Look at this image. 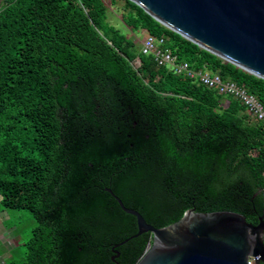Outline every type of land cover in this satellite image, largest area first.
Here are the masks:
<instances>
[{"label":"trees","instance_id":"16d2710c","mask_svg":"<svg viewBox=\"0 0 264 264\" xmlns=\"http://www.w3.org/2000/svg\"><path fill=\"white\" fill-rule=\"evenodd\" d=\"M101 2L0 0V210L34 222L4 264H133L150 233L113 246L136 226L105 187L155 227L189 207L262 213L261 124L234 97L141 53ZM120 9L174 62L234 81L264 107V79L129 0Z\"/></svg>","mask_w":264,"mask_h":264},{"label":"water","instance_id":"95a60500","mask_svg":"<svg viewBox=\"0 0 264 264\" xmlns=\"http://www.w3.org/2000/svg\"><path fill=\"white\" fill-rule=\"evenodd\" d=\"M129 1L198 47L264 79V0ZM104 190L135 219V232L114 247L150 233L133 264H264V201L258 216L189 207L175 221L155 227L125 207L108 187Z\"/></svg>","mask_w":264,"mask_h":264},{"label":"built area","instance_id":"2783aa9c","mask_svg":"<svg viewBox=\"0 0 264 264\" xmlns=\"http://www.w3.org/2000/svg\"><path fill=\"white\" fill-rule=\"evenodd\" d=\"M160 42V38L146 35L140 40L139 50L143 54H151L157 65H167L174 73L185 74L218 94L234 97L243 105L245 112L258 121L264 129V107L253 94L234 81L222 79L216 73H210L207 70H193L186 61L174 62V55L168 49L160 48Z\"/></svg>","mask_w":264,"mask_h":264},{"label":"rangeland","instance_id":"374dc122","mask_svg":"<svg viewBox=\"0 0 264 264\" xmlns=\"http://www.w3.org/2000/svg\"><path fill=\"white\" fill-rule=\"evenodd\" d=\"M121 5L122 0H102L101 7L105 10V21L118 29L126 37L132 40L135 37V42L137 45H139L140 40L147 34L143 30L141 32H139L140 30H130L123 24L120 18ZM4 213L8 215V218L4 220V226H12V229L14 231L12 238L14 239V241H18L16 242V245L19 242L21 244L28 238L29 230L34 225L29 212L25 209H6ZM22 251V245H19L14 250H11V255H13L14 257H18L21 255ZM3 260L6 261L7 259Z\"/></svg>","mask_w":264,"mask_h":264},{"label":"crops","instance_id":"0c3cea01","mask_svg":"<svg viewBox=\"0 0 264 264\" xmlns=\"http://www.w3.org/2000/svg\"><path fill=\"white\" fill-rule=\"evenodd\" d=\"M141 31L142 30L139 32ZM134 39L136 38L134 37ZM4 212V210H0V264H4L5 261L3 259L9 257L10 250L16 245V242H18L14 241L12 238L14 232L12 226H4V220L8 218V215Z\"/></svg>","mask_w":264,"mask_h":264}]
</instances>
